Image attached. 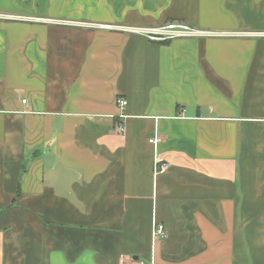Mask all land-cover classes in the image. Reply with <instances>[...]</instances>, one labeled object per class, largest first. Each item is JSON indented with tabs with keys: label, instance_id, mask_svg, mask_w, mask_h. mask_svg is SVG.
<instances>
[{
	"label": "crops",
	"instance_id": "1",
	"mask_svg": "<svg viewBox=\"0 0 264 264\" xmlns=\"http://www.w3.org/2000/svg\"><path fill=\"white\" fill-rule=\"evenodd\" d=\"M0 264H264V0H0Z\"/></svg>",
	"mask_w": 264,
	"mask_h": 264
},
{
	"label": "built area",
	"instance_id": "2",
	"mask_svg": "<svg viewBox=\"0 0 264 264\" xmlns=\"http://www.w3.org/2000/svg\"><path fill=\"white\" fill-rule=\"evenodd\" d=\"M109 28V27H106ZM130 33L139 34L150 41H169L174 39L182 38H199L201 36H211L212 33L207 31L194 29L185 24L174 23L168 24L159 28H128L127 30ZM23 104L26 103L25 100L22 101ZM126 106L124 100H117V107L122 110ZM124 116L121 115V118ZM161 142L159 136L155 135L150 140L149 143L152 145H158ZM167 164L162 162L159 159H156L153 163V175L156 177L159 174H162L166 171ZM152 240H162L166 238V231L162 225L154 224L151 232Z\"/></svg>",
	"mask_w": 264,
	"mask_h": 264
}]
</instances>
